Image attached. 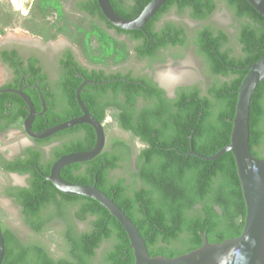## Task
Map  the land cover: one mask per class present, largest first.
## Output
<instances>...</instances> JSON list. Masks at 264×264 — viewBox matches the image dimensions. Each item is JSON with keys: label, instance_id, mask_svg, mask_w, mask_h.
Listing matches in <instances>:
<instances>
[{"label": "trees", "instance_id": "obj_1", "mask_svg": "<svg viewBox=\"0 0 264 264\" xmlns=\"http://www.w3.org/2000/svg\"><path fill=\"white\" fill-rule=\"evenodd\" d=\"M150 1L128 0L125 4L124 0H110L115 11L127 19L138 17ZM220 1L237 21L240 53L235 54L228 46L229 36L221 29L204 24L195 31L192 42L214 79L206 89L197 85L180 88L174 98H169L152 80L135 77L131 72L108 76L100 70L88 75L97 81L126 79L86 89L112 90L115 101L100 107L89 106L90 113L104 123L107 106L115 104L113 118L118 126L143 143L136 155L132 179L112 176L133 154L131 144L118 137L107 138L105 149L94 159L61 170L64 180L96 185L113 198L139 228L151 256L177 257L200 248L205 235L210 243H221L243 231L246 203L232 152L215 160H204L189 152L192 144L197 153L210 156L230 143L239 87L248 73L247 67L264 57V16L246 0H168L142 30L116 27L140 42L135 48L139 57L152 60L160 49L183 47L189 40L185 27L176 23L165 22L157 28V21L164 14L176 9L197 21H206ZM91 2L94 5L82 4V11L115 27L102 13L98 1ZM3 55L16 66L8 52ZM36 73L42 76L39 69ZM120 94L124 99H118ZM138 97L148 102L138 106ZM4 111L2 106V119ZM81 114V110H50L36 117L33 130L43 132ZM27 115L22 102L20 112L0 124V132L15 123L22 125ZM82 128L84 139L52 148L47 158L36 147L28 149L23 158L2 160L3 170L30 174L29 187L6 191L21 207L25 223L34 234L42 235L52 222L60 221L65 250L64 256L56 258L43 242L23 241L3 225L6 255L2 264H135L127 232L105 207L89 197L64 194L47 179L61 156L93 149L96 133L91 125L80 124L36 140L41 146ZM250 145L255 156L264 158V80L251 101ZM73 218L87 222L88 229L78 234ZM104 244L107 245L99 253Z\"/></svg>", "mask_w": 264, "mask_h": 264}, {"label": "rangeland", "instance_id": "obj_2", "mask_svg": "<svg viewBox=\"0 0 264 264\" xmlns=\"http://www.w3.org/2000/svg\"><path fill=\"white\" fill-rule=\"evenodd\" d=\"M59 0H34L29 9L24 12L22 0H0V43L13 37H23L27 32L42 37L45 41H53L60 46L70 42L80 50L83 60L101 65L112 66L121 71H132L134 74H145L156 79L173 96L180 88L200 86L206 88L213 82L207 63L197 52L192 42L195 31L204 24L221 29L229 36L228 46L235 54L240 53L237 21L232 12L220 1L218 9L206 21H197L189 13L180 14L171 9L161 18L159 25L174 22L185 27L188 43L183 47L170 48L154 63L141 60L131 53L132 44L125 36L117 40L107 34L103 26L94 24L88 16L70 10ZM115 33V32H112ZM126 43V45H125ZM1 71V70H0ZM2 72H0V83ZM109 111L104 122L108 140L118 137L129 142L133 149L132 158L124 167L112 173V176H124L132 179L135 171L137 153L144 147L143 143L129 132L121 129ZM21 124H16L5 133L0 134V155L13 156L26 146L33 145ZM23 184L22 176L6 174L0 168V213L3 225L14 231L23 241H40L47 245L51 254L58 258L65 255L64 242L61 237L63 224L56 220L42 235H36L25 223L21 207L5 196L2 189L5 185ZM74 224L80 230H87L88 223L74 219ZM104 244L99 250H104Z\"/></svg>", "mask_w": 264, "mask_h": 264}, {"label": "water", "instance_id": "obj_3", "mask_svg": "<svg viewBox=\"0 0 264 264\" xmlns=\"http://www.w3.org/2000/svg\"><path fill=\"white\" fill-rule=\"evenodd\" d=\"M22 1L25 7L24 11H26L31 6L33 0ZM97 1L104 16L115 27L123 30H142L168 0H151L139 16L134 19L120 16L113 8L110 0ZM246 1L264 16V0ZM247 70L248 73L238 90L230 143L210 156L197 153L192 144L189 152V155H195L204 160H215L227 152H232L246 203V218L243 231L240 236L227 239L221 243H210L205 235L204 243L200 248L173 258L161 255L151 256L146 239L142 236L134 221L113 198L98 189L96 185L73 184L61 177V170L65 166L92 160L105 149L107 137L104 124L96 119L85 107L80 93L88 84L102 85L109 81L85 79L77 90V99L82 108V114L48 127L43 132L33 130V123L36 117L43 112H38L35 109L28 95L11 89H0V92L17 93L27 103L29 112L23 121V127L27 135L32 138L44 140L58 132L71 129L80 124H89L94 128L96 133L94 148L87 151L71 152L61 156L52 165L47 179L64 194L89 197L105 207L127 232L131 242L130 246L135 256V264H264V158L255 156L250 145L251 101L255 89L264 80V57L248 66ZM5 255L6 245L0 213V264L3 263Z\"/></svg>", "mask_w": 264, "mask_h": 264}, {"label": "flooded vegetation", "instance_id": "obj_4", "mask_svg": "<svg viewBox=\"0 0 264 264\" xmlns=\"http://www.w3.org/2000/svg\"><path fill=\"white\" fill-rule=\"evenodd\" d=\"M59 1L63 5L66 4L67 6H70L68 7L70 10L88 16V18H90V20H92L94 24H96L97 26L104 25L105 32H107V34H111L112 36H114L115 39L117 40L119 39L122 41L121 37L125 36L127 38L125 40H127L128 43L132 44L131 53L141 60L145 59L154 63L160 59L161 54H163L170 48H175V47H170V48L160 49L157 52L156 57L152 60L147 58H141L135 51V48L140 43L138 40L133 39L129 34L125 32H120L116 27L109 26L106 21L100 20V18L97 17H90L84 11H82L81 8L82 4H88L89 6L94 5L91 2V0H59ZM124 3L127 4L128 0H124ZM160 21L161 19L157 21L156 24L157 28H160L162 26V24L159 25ZM23 35H24L23 37H13L7 42L0 43V70H1L0 72H2V82L0 83V89H11L13 91H21L25 93L31 98L34 107L38 112L47 113L50 110H56V111L81 110L82 112V108L79 105L77 99L78 87L85 79L95 80L90 78L91 76L88 75H91L92 71H100V70H104L108 76L116 73H122L123 75H126L127 73L131 72L132 75L135 77L138 76L146 77L152 80L157 87L163 89L167 97L174 98L176 96V93L173 96L169 95L165 87H163L160 82L150 77L149 75L134 74L132 71H121L115 67L113 68L112 66H101V65L89 63L86 60L84 61L81 56L80 50L77 48L76 45L70 42H66L64 43V46L63 45L60 46V44L56 42H53L51 40L45 41L42 37L34 36L27 32L23 33ZM4 52L9 53L11 60L15 63L16 66H13L12 62L4 58L3 55ZM69 59H72V61H69ZM36 69H39L42 76H38V74L36 73ZM110 80L125 81L126 79L116 77L103 81L113 82ZM106 84H102V85H106ZM90 85H99V84H88L86 86H90ZM86 86L81 90L80 97L87 109L89 106L97 105L98 107H100L101 105L110 103L112 100L115 101L114 99L115 94L112 90L102 88L100 90L93 89L90 90L91 91L90 92L88 91V89H86ZM118 97L119 100L124 99L123 94H120ZM3 99L5 100L4 101L5 103H3L2 101ZM22 102H24V109L29 112L27 103L20 95L14 92H4V93L0 92V108L4 106V110H5L4 111L5 118L2 119L0 116V124L7 122L8 120L12 119L16 114L19 113L20 104ZM146 102L148 101L143 97H138L137 99L138 106H142ZM115 107H116L115 104L108 105L107 112L109 111L115 112L116 110ZM23 121H22V126H23ZM16 124L19 123H15L11 127L15 126ZM11 127H9L7 130H9ZM7 130L0 132V134L5 133ZM27 137L30 140L32 139L34 141V144L26 145L20 151V153L13 156L0 155V164L2 160L11 162L18 158H23L25 156V153H27L28 149L36 148V147H39L44 152V157L47 158L52 148L60 146L61 144L70 140L84 139L85 128L70 133L63 138L54 139L49 143L41 146H38L36 142L37 139L32 138L29 135H27ZM106 137L108 138L107 132H106ZM107 138H106V144H107ZM3 171L6 174L10 175L11 177L15 175L23 177L24 183L22 185L15 183L10 185H5L2 189L3 194L14 201L13 198L9 197L6 194V191L19 187H29L30 174H21L17 171H12V170L11 171L3 170ZM2 225H3V221H2ZM76 231L78 232V234L84 233V230H80L78 228Z\"/></svg>", "mask_w": 264, "mask_h": 264}]
</instances>
